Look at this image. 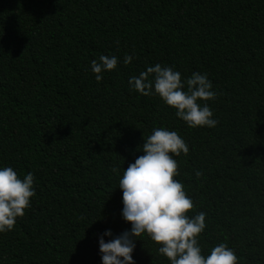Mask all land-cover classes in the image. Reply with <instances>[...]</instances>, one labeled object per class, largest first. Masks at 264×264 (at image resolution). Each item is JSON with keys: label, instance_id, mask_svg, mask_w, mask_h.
<instances>
[{"label": "trees", "instance_id": "16d2710c", "mask_svg": "<svg viewBox=\"0 0 264 264\" xmlns=\"http://www.w3.org/2000/svg\"><path fill=\"white\" fill-rule=\"evenodd\" d=\"M101 55L118 64L97 82ZM157 63L207 75L217 96L198 102L216 127L131 88ZM161 127L189 147L175 178L188 215L206 213L202 254L225 243L238 264H264V0H0V168L32 172L36 192L0 233V264H102L105 231L131 229L124 168ZM135 245V264H170L147 233Z\"/></svg>", "mask_w": 264, "mask_h": 264}, {"label": "clouds", "instance_id": "9594fccd", "mask_svg": "<svg viewBox=\"0 0 264 264\" xmlns=\"http://www.w3.org/2000/svg\"><path fill=\"white\" fill-rule=\"evenodd\" d=\"M132 59L126 55L124 64ZM117 64L116 56L101 55L99 62L93 59L91 70L96 81L100 82L102 73L114 70ZM150 75L154 79L149 80ZM129 85L144 96L158 95L166 105L176 109L177 117L190 128H212L219 123L209 105L198 102L214 100L217 96L206 74L193 72L185 81L180 72L157 63L139 76H132ZM143 140L139 149L144 154L124 168L118 184L122 190V217L131 224V229L107 242L103 236L113 233L110 229L105 231L99 239L102 264H135L132 255L135 239L145 233L160 245L159 253L170 264H238L235 251L225 243L214 246L207 256L202 254L197 237L206 227V213L188 215L194 202L175 178L179 175V165L174 157L189 152L183 138L176 131L161 127L154 128ZM113 172L118 169L114 167ZM195 175L199 179L202 173L196 171ZM34 179L32 172L20 178L12 167L0 168V233L11 231L17 218L23 217L30 207L31 198L36 195Z\"/></svg>", "mask_w": 264, "mask_h": 264}]
</instances>
